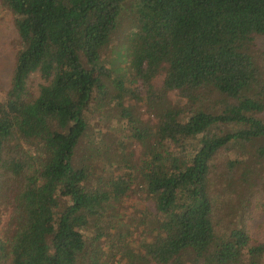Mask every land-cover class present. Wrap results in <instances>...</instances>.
<instances>
[{"label":"trees","instance_id":"16d2710c","mask_svg":"<svg viewBox=\"0 0 264 264\" xmlns=\"http://www.w3.org/2000/svg\"><path fill=\"white\" fill-rule=\"evenodd\" d=\"M0 3V264H264V0Z\"/></svg>","mask_w":264,"mask_h":264},{"label":"rangeland","instance_id":"374dc122","mask_svg":"<svg viewBox=\"0 0 264 264\" xmlns=\"http://www.w3.org/2000/svg\"><path fill=\"white\" fill-rule=\"evenodd\" d=\"M126 17L122 18L123 22L121 23L119 29L114 31L113 39L110 43V49L106 52L108 57L114 59L117 65L122 66L120 63L121 58L119 57V51H121V45L124 41V35L127 30V20L124 22ZM18 39L15 26L13 24V18L11 13L5 9L0 3V98L2 97L3 91L9 87L10 77L12 74V69L15 63L16 52L18 49ZM257 50L260 51L259 59H262V65L264 66V36L258 37L256 41ZM36 79V77H33ZM161 81L160 76L156 78L155 84L159 85ZM31 83V82H30ZM170 98H174L170 95ZM138 103V101H136ZM101 125L98 122L95 124L94 131L100 128ZM102 128V127H101ZM105 129V128H103ZM258 197L261 198V192L258 194ZM258 198V199H259ZM262 199V198H261ZM150 208H153L152 203H148ZM10 208H2L0 211V229L3 226L7 227V222L9 220ZM253 225L257 224L264 218V209L258 207L253 209Z\"/></svg>","mask_w":264,"mask_h":264}]
</instances>
